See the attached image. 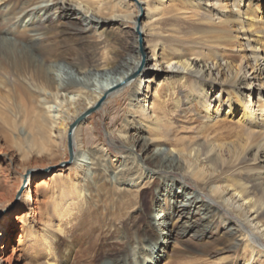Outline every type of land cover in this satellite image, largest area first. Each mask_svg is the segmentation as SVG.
<instances>
[{"label":"bare ground","instance_id":"6f19581e","mask_svg":"<svg viewBox=\"0 0 264 264\" xmlns=\"http://www.w3.org/2000/svg\"><path fill=\"white\" fill-rule=\"evenodd\" d=\"M6 1L9 0H0V22L22 23L20 30H15V36L8 40L27 35L35 54L46 58L54 54L55 62L65 56L57 55L55 48L41 46L45 35L68 33L74 19L79 24L75 29L79 33L72 36L78 42L85 41L84 32L89 34L93 30L97 35L98 28L103 26L108 28L106 33L122 41L131 34L124 31L126 25L139 16L138 3L145 10L139 33L144 38L143 51L148 54L145 64L150 63L140 75L122 84L138 69L141 56L137 48L106 61L95 53L88 56L83 53L70 61L69 70L74 76L70 85L64 83L62 75L50 77L48 68L34 65L32 54L9 65L16 76L18 106L26 104L31 96L28 84L38 91L36 103L40 109L26 117L29 127L22 133L36 154L53 160L52 149L63 148L68 159V125L62 132L57 128L62 117L67 115L74 121L103 97L106 102L129 88L132 103L127 123L132 125L128 129L138 124L139 133L146 135L128 139L124 128L119 131L131 152L125 159V167L118 171L107 190H103L102 184L96 192L90 190L89 164L94 161V168L105 169L108 158L111 167L117 170L121 161L102 146L89 159L91 163H84L79 139L82 122L71 136L74 150L71 163L45 176L26 177L15 214L8 211L0 219V240L15 233L11 227L20 229L15 249L21 252L18 256L21 264H35L32 254L37 250L45 254L53 252L57 234L62 235L65 224L83 210L92 214L88 229L101 230L103 235L109 231L104 229L109 222L119 221V216L113 214L114 208L124 210L126 206V211H133L127 217L131 219L129 225L124 228L126 248L118 255H110V263L161 264L166 258L153 261V249L150 250L159 238L144 241L140 223L143 219L150 224L151 218L135 211L142 207L145 189L153 179L143 169L176 172L182 182L194 188L195 195L178 201L168 219L182 221V234L194 230L198 247L216 251L218 258L207 264H264V0H57L56 10L64 19L58 25L49 19L52 15L49 3L54 0H12L4 6ZM0 40L6 41L7 37ZM103 75L112 77L111 82L94 84L92 78ZM135 86L141 89L135 91ZM4 100L10 99L5 96ZM49 103H54L57 110L53 111ZM136 144L139 153L145 155L142 161L132 151ZM151 147L156 151L153 155L148 153ZM60 164L51 162L44 168ZM24 172L13 183L8 196L16 189L19 191ZM105 173L98 175L105 178ZM44 177L50 181V188L45 191L46 202L42 201L40 207L37 205L31 211L30 203L37 204L34 197L44 196L39 184ZM111 190L118 197L121 193L128 197L121 201L111 197L109 201L114 206L105 207L106 213L99 212L103 198L91 202L94 193L100 195L103 191L101 195L107 198ZM198 199L200 202L205 199L206 203L196 205L191 213L189 207ZM10 204L11 200L0 210ZM37 215L44 219L37 222ZM216 230L223 231L222 238L207 241ZM171 235L167 231L164 240L167 242ZM99 237L78 255L86 264H92L96 255L104 252L96 247ZM9 250L15 253L10 247Z\"/></svg>","mask_w":264,"mask_h":264},{"label":"rangeland","instance_id":"374dc122","mask_svg":"<svg viewBox=\"0 0 264 264\" xmlns=\"http://www.w3.org/2000/svg\"><path fill=\"white\" fill-rule=\"evenodd\" d=\"M11 1L12 0L6 1L4 6L8 5ZM56 4L57 0L49 3L52 12V15H50L49 19L50 22L58 25L62 20L64 21V19L60 17L58 9L56 10ZM141 7L143 13L141 14L140 18L139 29L145 15L144 6ZM140 13L141 12L139 10V16ZM1 14L2 11L0 10V15ZM139 16L134 22H129L126 25L127 28H124V31H129L131 34H127L125 39L122 41L117 40L114 36L106 33L108 28L103 26L98 28L97 35H94L93 30L89 31L90 35L84 32L83 34L86 37L85 41L78 42L77 40L73 39L72 35L79 33L78 30H75L79 27V24L76 22V20L71 19L70 24L73 25V27L69 28L70 33L68 31V33L48 34L45 35L41 41L42 47L44 46V48H48L49 46L50 48H55L57 50V55L59 53L60 56H65L59 62H55L57 58L54 54L48 58L42 54H35L36 52L33 51L30 39L27 35H19L15 39L13 38L14 40L12 41L8 40V38L15 36L16 31L18 32L20 30L22 26L21 21H14V23L9 25H4L0 22V38L7 37L6 41L0 40V208L4 207L11 200V204L6 208L8 209L6 212L10 211L12 215L15 214L14 211L19 204L23 190L21 191V194L15 203L14 201L16 199L18 189L14 190V193H12L10 196H8L7 193L12 192L11 187L13 183L16 182L19 176L24 172V169H26L25 172L30 170L37 171L44 169L40 174L31 173L29 175L45 176V173L53 172L62 167L55 166L44 168L50 166L51 162L54 164H62L64 161H68V159H65L64 157V152L62 150L63 148L52 149V152L55 153V159L51 160L48 156H40L36 154L27 145L22 133L27 131L29 127L26 117L40 109V106L36 103V100L38 99V91L35 92L33 85L28 84L29 87H31L29 88L31 90V96L29 95L30 98H27L28 100L26 104L21 103L20 105L22 106H18V95L14 89L16 76L11 73L12 70L9 68L11 62L22 61V57L24 55L32 54L34 65H37V67L44 66L46 69L48 68L47 75L50 77L57 78V76L62 75L65 79L64 83L70 85L74 79V76L69 70L71 69L70 61L76 59L78 56H82L83 53L87 56L95 53V55H97V57H99L101 60L106 61L109 58L115 57L120 52L132 53L134 48H137L140 56L143 54V59L140 60V63L143 62V66L138 72V76L145 68V65L148 66L150 64H145V60L147 59L148 55L146 50L145 52L139 51L138 35L135 32L136 21ZM9 17L11 16H8V18ZM49 19H47L46 22H48ZM43 23H45V21H43ZM15 24L18 25L15 26ZM5 30L6 33L4 34ZM11 30L14 32L9 33ZM141 38L142 48L144 49V38L142 35ZM64 49H66L67 52H64ZM29 75H32V73L30 72ZM29 75L27 74V77ZM111 79L112 77H105L103 75L100 77H93L92 81L94 84L99 86L109 84ZM134 88L135 91L141 89L140 86H135ZM131 95L132 90L129 88L123 94H118L115 97L108 98L106 102H103L99 109L94 111L84 121H82L79 134V139L82 141L81 152L84 156L82 161L88 164L91 163L89 159L92 158V155L95 152L100 151L102 146L108 151L109 154L117 157L121 161V166L117 170H115V167H111L108 158L105 161L107 165L106 168L103 169L100 167L98 169L99 171L94 168L96 166L93 165L94 161L92 164H89L90 170L92 171L91 178L89 179V182L86 180L85 182H88L89 187H91V191L96 192L97 186L101 184L103 190L111 188V184L114 183L118 171L125 167V159L131 152V148L128 146L127 140L120 138L119 131L124 128V131L126 132L125 134H127L126 138L131 137V139L137 138L138 136H146L141 132L139 133L140 129L138 124L134 125L133 128L128 129L129 125H132L131 123H127V118L129 117V105L132 103ZM142 95L143 92H141L139 99L142 98ZM5 96L12 100L6 102L4 100ZM49 105L52 106L53 111L57 110L54 103H49ZM72 122L73 121H70L67 115H64L61 120V125H59L57 128L62 132L63 129L66 128L67 125L69 126ZM132 151L133 153L138 154L139 159L142 161L145 155L139 153V145L136 144V147ZM47 152L49 155V151ZM155 152L156 151L153 149V147H151V149L149 148L148 150V153L151 155H153ZM97 167L99 166L97 165ZM143 170L149 175L152 174L153 179L149 188L145 189L143 205H141L142 207L135 208V211L138 212V214H141L143 217L149 216L151 218L150 224H148L146 220H140L141 227L144 228V241H151L155 239V237L159 238L158 243L150 247V250L153 249V255L155 257L153 261L166 258V260H163L161 264H198L201 263V261V264H207L210 261L216 260L218 258L217 255H215L216 251H212V249L209 248L201 249L198 247V244L193 237L194 230L192 231L193 233L188 232L186 234H182V221H178L177 218H174L172 221H169L168 219L169 216L173 215L178 201H185L187 198L195 195L196 191L194 188H192V186L189 184L182 182L176 172L174 173L164 171L162 173H155L150 171V169ZM103 171L104 173L106 171L105 178L98 175L99 172ZM103 183L105 184L103 185ZM39 184L43 189L44 196H39L37 194L34 197V188L32 187V198H35L33 202L36 201L37 204L35 205L32 202L30 203L31 211L35 209V207L37 209V205L40 207L43 204L41 203L42 201L46 202L45 191L48 189V187L50 188L49 177L42 178ZM40 187L39 190L41 189ZM111 193L110 195L108 193L106 194L107 198L104 197L105 194L100 196L98 193H94L91 202H96L97 199L102 200L103 198V202H100L101 205L99 207V212L106 213L107 211H105V207L112 208L114 206H112V203H110L113 201H109V199L117 198V201H121L122 199L128 197L122 193L118 197V194L112 192V190ZM98 195L100 197H98ZM201 202L206 203V200L202 199ZM201 202L198 199L197 202L190 205L189 209L191 213L194 211L195 206L201 204ZM92 206H95L94 203ZM88 207L89 206H87V208ZM6 209L0 210V212ZM126 209L127 206L124 208V210L114 208L113 214L114 216H119L118 220L120 222H113V220L111 221L112 223L109 222L104 229H108L110 232L108 231L103 235H101V230L98 232V230H94L93 228L88 229L90 225L88 219L92 214H90L87 210H83L79 215H75L72 218V221H70L68 224H65L64 228L66 230H64L62 235L57 234V239L55 241L56 249L53 250V252H47V254L41 252V250H37L35 254H32L36 259H34L35 261L33 262L35 264H63L64 262H66V264H86V261L83 259L80 260V256L78 255L99 235L100 237L96 247L101 250L103 249L104 254L99 253L100 251H98L99 254L96 255V258L92 264H111L109 261V256L118 255L124 252L126 248V236L124 234V228L129 225L131 220L127 218L128 214L133 212L131 210L126 211ZM94 217L97 219L99 215L97 214ZM35 218L37 222H41L44 219L40 218L39 215H37V217L35 216ZM12 229L15 231V233H13L11 236H8V238L6 237L3 241L0 240V264H21V262L18 260V256L21 255V252L15 249L16 242L18 241V235L20 234V229L11 227V230ZM219 229H221V227H219ZM166 230L169 232L171 231L172 233L171 239H169L167 242L164 240L166 237ZM222 233V230H216L213 233L212 239L207 237L206 240L210 242L213 239H221L223 236ZM9 247L15 250V253L12 254V252L9 250ZM163 249L165 251L164 253ZM7 256L8 258L6 259Z\"/></svg>","mask_w":264,"mask_h":264},{"label":"water","instance_id":"95a60500","mask_svg":"<svg viewBox=\"0 0 264 264\" xmlns=\"http://www.w3.org/2000/svg\"><path fill=\"white\" fill-rule=\"evenodd\" d=\"M131 1H134V0H131ZM139 10H140V16L139 18L137 19L136 21V27H135V32L137 33L138 35V44H139V51L140 52H143V48H142V38H141V35L139 34L138 30H139V24H140V18H141V14L143 13L142 11V7L136 3ZM143 59V54L141 55V60ZM143 66V62L140 63L138 69L130 76L127 78V80H124L122 81V84H124L126 81H129L128 79L131 80V78L137 76L138 72L141 70ZM104 99L105 97H103L99 103H97L94 107H92L91 109H88L86 110L83 114H81L76 120H74L69 126H68V129H67V150H68V162H64L62 163L61 165L59 166H65L67 165L68 163H71V161L73 160L74 158V153H73V145H72V140H71V136H72V133H73V130L79 125V123H81L82 121H84L90 114H92L94 111H96L97 109H99L101 107V105L103 104L104 102ZM47 170H51V169H47ZM31 173H37V174H40L42 173V170H30V171H27L26 174L24 175L23 177V182H22V185L17 193V196H16V199L14 201V203L17 201V199L19 198L20 194H21V191L23 190V188L25 187V182H26V177L31 174ZM8 209L0 212V217L7 211Z\"/></svg>","mask_w":264,"mask_h":264}]
</instances>
